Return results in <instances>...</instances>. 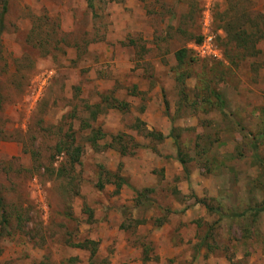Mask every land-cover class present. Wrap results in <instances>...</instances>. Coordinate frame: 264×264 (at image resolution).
Returning <instances> with one entry per match:
<instances>
[{
  "label": "rangeland",
  "instance_id": "rangeland-1",
  "mask_svg": "<svg viewBox=\"0 0 264 264\" xmlns=\"http://www.w3.org/2000/svg\"><path fill=\"white\" fill-rule=\"evenodd\" d=\"M4 5L0 264H264V0Z\"/></svg>",
  "mask_w": 264,
  "mask_h": 264
},
{
  "label": "trees",
  "instance_id": "trees-1",
  "mask_svg": "<svg viewBox=\"0 0 264 264\" xmlns=\"http://www.w3.org/2000/svg\"><path fill=\"white\" fill-rule=\"evenodd\" d=\"M7 12H8L7 5H4V7L2 8L0 12V33H2L4 30V20H5V15L7 14ZM245 18H249V17L246 16ZM243 26L244 25L235 27L233 25L232 28L230 29H229L230 26H228V29H227L229 33L228 36L230 37V41L236 42L240 48L244 49L246 52L251 51L255 56L260 53V51L257 49V45L264 39V17L263 15L259 14V16L253 19V21L251 22L249 26L250 29L253 30V31L251 30V32H249V30H245ZM233 31H236V32H233ZM187 53L188 52L186 50H181L176 53V60L179 64L184 63L187 57ZM112 102H113V99H112ZM117 102L118 101L114 99L113 103L116 104ZM114 104H113V107H115ZM95 108H99V106H96ZM151 136L153 138L156 137L159 140H163L165 138L163 135H160L157 137L155 136L154 133H152ZM57 149H58V153L61 154L62 152L67 150V146L65 148H62V146H58ZM80 153H81V149L76 150L75 155L73 154L71 155L70 150H67V153H66L67 160L65 164H62V166H60V168L58 169V172H60L63 175V177L67 175L65 170H70V168L71 170H73L76 167V165L80 163V159H79ZM184 168H185L187 176H189V171L187 170L185 164H184ZM111 176L118 178L121 186L127 185L126 181L123 178H119L118 176L112 175V174ZM137 194L138 196L142 195V193L140 192H138ZM0 202H2L1 196H0Z\"/></svg>",
  "mask_w": 264,
  "mask_h": 264
},
{
  "label": "built area",
  "instance_id": "built-area-1",
  "mask_svg": "<svg viewBox=\"0 0 264 264\" xmlns=\"http://www.w3.org/2000/svg\"><path fill=\"white\" fill-rule=\"evenodd\" d=\"M216 48L215 46L213 45V41L212 40H206L202 45L200 46H197L196 47V52L200 55V56H209L207 55L208 53L207 52H211L214 57L217 55L216 53ZM214 53H216L214 55Z\"/></svg>",
  "mask_w": 264,
  "mask_h": 264
}]
</instances>
